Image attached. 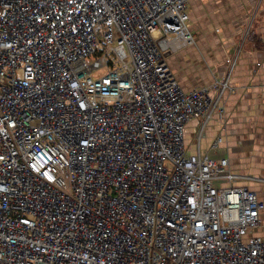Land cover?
Returning a JSON list of instances; mask_svg holds the SVG:
<instances>
[{"label":"built area","instance_id":"2783aa9c","mask_svg":"<svg viewBox=\"0 0 264 264\" xmlns=\"http://www.w3.org/2000/svg\"><path fill=\"white\" fill-rule=\"evenodd\" d=\"M194 44L188 0H0V264H264V202L185 144L236 66L185 90Z\"/></svg>","mask_w":264,"mask_h":264},{"label":"crops","instance_id":"0c3cea01","mask_svg":"<svg viewBox=\"0 0 264 264\" xmlns=\"http://www.w3.org/2000/svg\"><path fill=\"white\" fill-rule=\"evenodd\" d=\"M257 1L188 0L195 44L167 58L185 90L208 88L216 75L226 73L225 63L235 51ZM261 17L259 38L240 54L230 78L231 90L222 104L224 111L215 114L199 143L196 136L201 122L190 120L185 144L191 154L201 152L213 159H229L232 172L243 178L237 186L255 191L264 202V9ZM219 137L223 141L213 149Z\"/></svg>","mask_w":264,"mask_h":264},{"label":"rangeland","instance_id":"374dc122","mask_svg":"<svg viewBox=\"0 0 264 264\" xmlns=\"http://www.w3.org/2000/svg\"><path fill=\"white\" fill-rule=\"evenodd\" d=\"M261 1L262 0H258L255 3L254 6V10L252 12V16L250 18V21L248 22V24L246 25L243 33L239 36V40H238V44L236 46L235 51L231 54V56L228 58V61H230V63L228 61H226V73H224L223 76L219 77L218 75H216L217 77L214 78V82L212 84L216 85L217 81L221 82L223 80L226 79L228 73L230 72V69H232L233 64H235L236 62V66L235 69L238 65V61L237 58L239 59L240 54L244 51V49L249 46L248 44L251 43L252 41H256L257 38H259L260 32H259V28L261 29V23H262V17L261 16V12L264 9V5H261ZM260 13V15H259ZM258 17V18H256ZM256 39V40H255ZM234 69V71H235ZM233 71V72H234ZM211 87V86H210ZM254 181H257L258 179L253 178ZM258 236V234H256Z\"/></svg>","mask_w":264,"mask_h":264},{"label":"trees","instance_id":"16d2710c","mask_svg":"<svg viewBox=\"0 0 264 264\" xmlns=\"http://www.w3.org/2000/svg\"><path fill=\"white\" fill-rule=\"evenodd\" d=\"M256 40V39H255Z\"/></svg>","mask_w":264,"mask_h":264}]
</instances>
